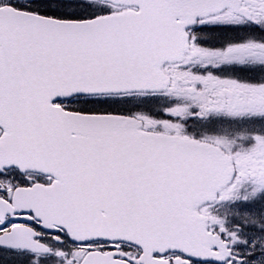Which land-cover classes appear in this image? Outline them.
Masks as SVG:
<instances>
[{
  "label": "snow or ice",
  "instance_id": "obj_1",
  "mask_svg": "<svg viewBox=\"0 0 264 264\" xmlns=\"http://www.w3.org/2000/svg\"><path fill=\"white\" fill-rule=\"evenodd\" d=\"M0 264H264V0H0Z\"/></svg>",
  "mask_w": 264,
  "mask_h": 264
}]
</instances>
